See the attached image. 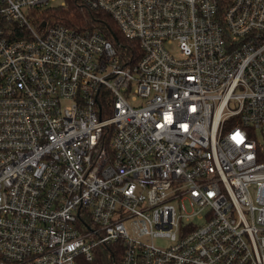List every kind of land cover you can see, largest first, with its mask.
<instances>
[{"label":"built area","instance_id":"2783aa9c","mask_svg":"<svg viewBox=\"0 0 264 264\" xmlns=\"http://www.w3.org/2000/svg\"><path fill=\"white\" fill-rule=\"evenodd\" d=\"M55 2L0 0V264H264V0H79L130 64Z\"/></svg>","mask_w":264,"mask_h":264},{"label":"trees","instance_id":"16d2710c","mask_svg":"<svg viewBox=\"0 0 264 264\" xmlns=\"http://www.w3.org/2000/svg\"><path fill=\"white\" fill-rule=\"evenodd\" d=\"M49 15L52 22L62 23L79 29L96 30L110 40L118 50L121 58L128 63H135L141 57L138 41L126 38L113 17L103 10H85L79 0H66V7H50L43 13ZM49 22V21H48ZM123 252L118 247L100 246L95 251L92 261L81 264H121Z\"/></svg>","mask_w":264,"mask_h":264},{"label":"rangeland","instance_id":"374dc122","mask_svg":"<svg viewBox=\"0 0 264 264\" xmlns=\"http://www.w3.org/2000/svg\"><path fill=\"white\" fill-rule=\"evenodd\" d=\"M62 0H57V2L54 3V7H58L60 5V2ZM53 4V3H52ZM174 53H177V49H174ZM156 244L160 246H167L169 244L168 240L158 239L156 240Z\"/></svg>","mask_w":264,"mask_h":264}]
</instances>
